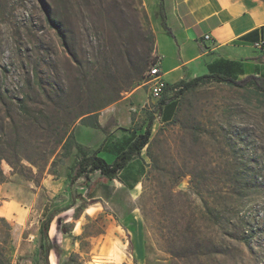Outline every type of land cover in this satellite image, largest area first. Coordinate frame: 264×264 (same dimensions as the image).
<instances>
[{
  "label": "rangeland",
  "instance_id": "374dc122",
  "mask_svg": "<svg viewBox=\"0 0 264 264\" xmlns=\"http://www.w3.org/2000/svg\"><path fill=\"white\" fill-rule=\"evenodd\" d=\"M89 1L0 0V264H43L45 213L55 216L49 238L61 250L49 264L70 255L68 264H264L263 93L200 86L176 101L170 119L154 115L148 146L115 181L94 173L69 182L76 145L93 151L159 107L145 84L148 65L117 101L73 120L132 79L127 55L156 57L151 6L116 0L102 41Z\"/></svg>",
  "mask_w": 264,
  "mask_h": 264
},
{
  "label": "crops",
  "instance_id": "0c3cea01",
  "mask_svg": "<svg viewBox=\"0 0 264 264\" xmlns=\"http://www.w3.org/2000/svg\"><path fill=\"white\" fill-rule=\"evenodd\" d=\"M143 1L152 9L154 52L167 84L209 74L264 77V0ZM160 7L171 34L156 16ZM99 156L108 163L114 159L103 151Z\"/></svg>",
  "mask_w": 264,
  "mask_h": 264
},
{
  "label": "trees",
  "instance_id": "16d2710c",
  "mask_svg": "<svg viewBox=\"0 0 264 264\" xmlns=\"http://www.w3.org/2000/svg\"><path fill=\"white\" fill-rule=\"evenodd\" d=\"M115 1L116 0H90L87 6L89 8L88 22L92 28L93 34L98 36L99 33H101L102 41L105 40L106 34H108L110 39L112 29H114V19L113 15L111 14L115 7ZM42 6L48 24L55 31L58 37L64 42L65 37L62 25L50 18V11L47 6H45L43 3ZM156 16H161L162 27L168 34H171L164 23V19L161 13V7ZM149 41L150 45H153L152 33H149ZM102 47H104V43ZM102 54H105V51H99V55L104 56ZM126 58L129 60L131 65L132 79L125 86L120 88L114 96L107 99L103 104L97 107H91L87 111L77 114L73 118V120L81 118L88 114L95 113L99 109L114 103L119 99L121 93L127 92L135 83L141 81L143 72L151 63L149 62L147 57L141 59L136 57L132 60L127 55ZM255 60L257 59L255 58ZM156 64H158V59H155V65ZM211 83L225 84L238 89H253L264 94V77L262 76L248 75L243 79L235 80L214 74L203 75L188 81H180L173 85H169L166 83L163 93L158 99L159 107L157 108V113L155 114H159L160 117L164 120L170 119L175 114V109L177 106L176 101L181 96H183L187 92L194 91L200 86ZM154 120L155 116L154 114H152L148 116L146 123L138 129L132 131L121 130L119 133L110 135L109 137L105 135L99 147L93 151H88L84 147L76 145L75 151L77 161L73 168L72 174L69 177V182L71 184H74L79 179L88 180L89 175L94 173H98L99 176L106 182L113 181L119 178V175L122 173V171H124L129 164L140 158L142 150L148 146ZM89 126L95 129H100L97 122H94ZM72 143L73 135L69 134V136L65 140L63 149L66 150L70 148ZM102 151L114 156V159L111 163H108L105 159L99 156V152ZM54 218L55 216L52 213H45L39 226V249L41 251L43 264H49V256L51 252H53L57 257H59L61 254V250L59 249V247L49 238V229ZM58 228L65 235L70 233V229L63 227L61 223L58 224ZM203 252H205V254L202 253L203 255L201 256H206L207 249H203ZM171 256L173 260L190 259L185 256L177 257L173 254H171ZM194 258L195 260L201 259V257ZM73 262L74 257L70 255L67 259V264Z\"/></svg>",
  "mask_w": 264,
  "mask_h": 264
},
{
  "label": "built area",
  "instance_id": "2783aa9c",
  "mask_svg": "<svg viewBox=\"0 0 264 264\" xmlns=\"http://www.w3.org/2000/svg\"><path fill=\"white\" fill-rule=\"evenodd\" d=\"M205 40H209L208 36H205ZM155 59H159L157 56ZM155 59L151 62L150 67L145 74V84L148 87L149 95L152 99L158 100L165 88L166 82L161 76L159 66H155Z\"/></svg>",
  "mask_w": 264,
  "mask_h": 264
},
{
  "label": "bare ground",
  "instance_id": "6f19581e",
  "mask_svg": "<svg viewBox=\"0 0 264 264\" xmlns=\"http://www.w3.org/2000/svg\"><path fill=\"white\" fill-rule=\"evenodd\" d=\"M155 66H158V64H156Z\"/></svg>",
  "mask_w": 264,
  "mask_h": 264
}]
</instances>
